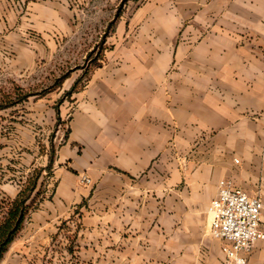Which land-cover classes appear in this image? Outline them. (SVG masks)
I'll return each mask as SVG.
<instances>
[{
  "label": "crops",
  "instance_id": "1",
  "mask_svg": "<svg viewBox=\"0 0 264 264\" xmlns=\"http://www.w3.org/2000/svg\"><path fill=\"white\" fill-rule=\"evenodd\" d=\"M62 9L0 0V54L74 35ZM129 14L0 264H226L207 212L221 178L260 196L264 231V0H142ZM247 260L264 264V239Z\"/></svg>",
  "mask_w": 264,
  "mask_h": 264
},
{
  "label": "rangeland",
  "instance_id": "2",
  "mask_svg": "<svg viewBox=\"0 0 264 264\" xmlns=\"http://www.w3.org/2000/svg\"><path fill=\"white\" fill-rule=\"evenodd\" d=\"M141 1L64 0L68 9L59 10L58 20L78 26L74 35L59 29L57 37L26 38L1 48L0 188L9 197L33 172H39L36 204L45 195L52 180L48 156L53 148L54 158L66 132L76 90L89 71L109 68L107 34L118 16L128 18ZM9 102L15 103L6 106Z\"/></svg>",
  "mask_w": 264,
  "mask_h": 264
},
{
  "label": "built area",
  "instance_id": "3",
  "mask_svg": "<svg viewBox=\"0 0 264 264\" xmlns=\"http://www.w3.org/2000/svg\"><path fill=\"white\" fill-rule=\"evenodd\" d=\"M264 156V153H263ZM81 180L90 182L82 176ZM262 200L234 187L228 178H221L217 192L207 206L210 234L224 242L226 264H248L247 253L254 242L264 239L261 224Z\"/></svg>",
  "mask_w": 264,
  "mask_h": 264
},
{
  "label": "trees",
  "instance_id": "4",
  "mask_svg": "<svg viewBox=\"0 0 264 264\" xmlns=\"http://www.w3.org/2000/svg\"><path fill=\"white\" fill-rule=\"evenodd\" d=\"M14 103L9 102L6 106ZM51 151L52 153L48 156L47 161L48 167L51 166L53 161V148H51ZM38 176L39 172H33L28 175L13 197H9L0 188V260L19 231L29 211L36 204V199L40 192L39 188H36Z\"/></svg>",
  "mask_w": 264,
  "mask_h": 264
}]
</instances>
